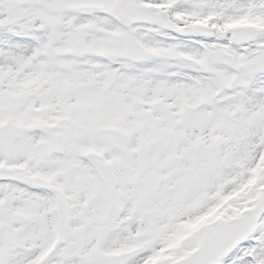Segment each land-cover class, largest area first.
Instances as JSON below:
<instances>
[{"label": "snow or ice", "instance_id": "obj_1", "mask_svg": "<svg viewBox=\"0 0 264 264\" xmlns=\"http://www.w3.org/2000/svg\"><path fill=\"white\" fill-rule=\"evenodd\" d=\"M0 264H264V0H0Z\"/></svg>", "mask_w": 264, "mask_h": 264}]
</instances>
